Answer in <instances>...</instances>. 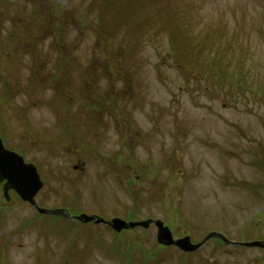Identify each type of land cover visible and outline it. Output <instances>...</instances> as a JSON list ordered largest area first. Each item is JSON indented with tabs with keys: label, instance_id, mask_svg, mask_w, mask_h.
<instances>
[{
	"label": "rangeland",
	"instance_id": "obj_1",
	"mask_svg": "<svg viewBox=\"0 0 264 264\" xmlns=\"http://www.w3.org/2000/svg\"><path fill=\"white\" fill-rule=\"evenodd\" d=\"M100 8L0 0V134L43 170L42 204L159 217L174 237L197 241L214 229L238 242L211 237L185 252L155 247V224L118 235L48 213L29 237L3 233L10 264H36L35 254L46 264H264L263 246L240 243L264 239V0H147L127 19L108 9L109 35ZM202 37L204 48L179 66L186 41ZM217 56L224 73L197 74L192 63ZM20 206L11 209L27 211ZM63 225L75 227L58 237Z\"/></svg>",
	"mask_w": 264,
	"mask_h": 264
},
{
	"label": "water",
	"instance_id": "obj_2",
	"mask_svg": "<svg viewBox=\"0 0 264 264\" xmlns=\"http://www.w3.org/2000/svg\"><path fill=\"white\" fill-rule=\"evenodd\" d=\"M2 177H7L8 186L15 187L24 199H29L31 201H33L34 193L43 183L37 172L35 164L33 162L24 161L21 154L15 150L7 148L0 137V178ZM53 211L59 212L60 209H53ZM79 217L84 221L93 218L95 221H107L117 230L135 225H143L147 227L150 223H154L157 227L156 236L158 242L167 245L176 244L179 248L185 251L198 248L212 236H219L225 241L235 242L217 230L209 231L201 240L196 242L191 239L189 234L174 237L169 226L161 218L148 217L145 219L126 220L122 217L114 216L112 219L106 220L102 216L86 213H81ZM242 243L245 245L264 246V239L246 240Z\"/></svg>",
	"mask_w": 264,
	"mask_h": 264
},
{
	"label": "flooded vegetation",
	"instance_id": "obj_3",
	"mask_svg": "<svg viewBox=\"0 0 264 264\" xmlns=\"http://www.w3.org/2000/svg\"><path fill=\"white\" fill-rule=\"evenodd\" d=\"M19 151V150H18ZM36 162V161H35ZM85 163V161H83ZM38 164V163H35ZM40 165V164H39ZM77 165V166H76ZM113 174L115 176H118V171L115 170V163L113 164ZM78 168V163L73 164V169ZM37 169L40 173V176L42 177L44 183H45V177L43 176V170L41 167L37 166ZM87 167L84 165L81 166V169L79 172L81 175H87ZM7 178L2 177L0 178V264H8L9 262V255L7 253V245L4 243V232L6 231L8 234H20V231H23L24 234H28L27 237L32 235L30 231V228L32 231L38 230V227L42 224L41 223V216L44 214V211H42L39 207L45 206L48 207L47 204L41 203V190L42 187L38 189V191L35 193L33 197V201L25 200L23 199L19 193L17 192L16 188L8 186L6 183ZM21 205L20 207H27V211L24 212V210H21L20 213H16L14 211V207H17ZM65 206H62V208ZM66 208V207H65ZM95 214V213H90ZM76 215V214H75ZM75 218V217H73ZM77 219V218H76ZM79 220V219H78ZM18 222V225H17ZM94 222V221H93ZM11 225L14 227L11 231L7 229V225ZM96 224H103V227L108 229L109 231H113L115 234H120L125 231H129L130 228H124L119 231L114 230L109 225H107L105 222H96L95 223V229H97ZM5 226V227H4ZM70 227L75 226H69L68 232H70ZM133 226L132 228H134ZM131 228V229H132ZM85 233V231H82ZM97 234H99L96 231ZM101 235V234H100ZM34 238V237H33ZM8 239V238H7ZM18 245L22 244L23 242H17ZM5 250V251H4ZM66 258H69V255H67ZM6 259V262L4 260ZM34 261H36V264L41 261V258L35 254ZM10 264V262H9Z\"/></svg>",
	"mask_w": 264,
	"mask_h": 264
},
{
	"label": "trees",
	"instance_id": "obj_4",
	"mask_svg": "<svg viewBox=\"0 0 264 264\" xmlns=\"http://www.w3.org/2000/svg\"><path fill=\"white\" fill-rule=\"evenodd\" d=\"M98 1H99V5L102 4V8H100L101 10L99 12L100 26L103 29V31L106 32L108 35L110 34V31L108 30V29H110V25H106L105 21L108 20L109 22H111V19L105 20V18H104L105 12L109 13V12H107L108 9H110V11L114 10L113 13L110 12V14L108 15L111 18L119 17L120 20L122 18L127 19L130 17L129 13L134 12L136 9L141 7V4H144L147 2V0H98ZM30 16H31V19H37L38 23H40V28H38V31H42L46 25L42 14L39 13L38 11H35V12L33 11ZM130 24H131L132 28L135 26L134 21ZM53 28L55 30L59 31L60 26L59 25H53ZM105 28H106V30H105ZM178 32H179L180 37H181L182 33L180 31H178ZM175 41H176V43H174V47L176 48L178 46V44H177V40H175ZM189 41H190V39H189ZM0 42L2 43V40H0ZM206 42H207V39L205 37H202V39L200 40V42L198 44H190L189 42L186 41V46L184 47V51L182 52V54L180 56L176 57V62L178 63V65L183 68V65H185V63H188V59H189L188 54L192 51V49L193 50L195 49L196 51H200L204 48ZM213 43H214V41L213 42L209 41V46ZM215 47L216 48L220 47L218 42L212 46V49L214 50ZM218 59H219V56H217L215 59H212V61L209 60L210 64H208V63L202 64L198 60V62L192 63V65L193 66L197 65L196 67L198 68V71H197L198 75L199 74H202V75L205 74V72H204L205 70H203L205 68V66H207V68H208V66H210L209 68H213L214 74H218V72H220V71L222 73H224V70H222V68H224V64L222 63L221 60H218ZM207 74L209 75V72ZM223 75L224 74L220 75L219 77H222ZM32 80L34 81V74L32 75ZM67 82H68V80H67ZM221 82H223V80L219 81V83H221ZM62 83H64V82H62ZM3 93L4 92H2V94ZM2 96L4 97V96H8V95L4 94ZM70 97L68 96V98H70ZM117 99H118L117 95L113 94L112 97L110 98V101L112 102V103H110V105H113ZM69 100L70 99H66V101L64 103L66 104ZM90 107L91 108L95 107V109L100 108V110L106 108L105 105H101L99 103H96L95 101L93 104L90 105Z\"/></svg>",
	"mask_w": 264,
	"mask_h": 264
}]
</instances>
